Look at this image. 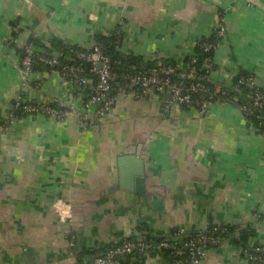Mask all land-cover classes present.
Masks as SVG:
<instances>
[{
	"label": "crops",
	"instance_id": "crops-1",
	"mask_svg": "<svg viewBox=\"0 0 264 264\" xmlns=\"http://www.w3.org/2000/svg\"><path fill=\"white\" fill-rule=\"evenodd\" d=\"M219 14L226 33L208 80L228 86L251 71L264 91V0H0V264H89L124 237L177 226L251 225L253 241L264 242V130L237 105L213 103L204 114L180 105L164 112L157 93H133L119 96L88 126L95 112L86 106L88 92L44 66L32 75L38 88L26 86L36 96L24 91L21 51L3 39L33 41L35 50L59 57L62 45L87 49L121 20L124 53L180 62L210 36ZM30 98L74 102L78 111L61 121L31 113L1 120L17 100ZM140 143L145 184L165 188L164 195L118 188L93 204L71 206V223L64 221L62 203L70 204L73 181L91 172L117 174L112 148ZM133 171L127 163L123 178L133 180ZM69 231L77 238L75 255ZM132 260L169 264L166 256L147 253ZM194 264L252 263L223 244Z\"/></svg>",
	"mask_w": 264,
	"mask_h": 264
},
{
	"label": "built area",
	"instance_id": "built-area-1",
	"mask_svg": "<svg viewBox=\"0 0 264 264\" xmlns=\"http://www.w3.org/2000/svg\"><path fill=\"white\" fill-rule=\"evenodd\" d=\"M15 30H18V26H16ZM114 30L122 31L121 20L118 21ZM225 33L224 19L219 14L210 33L218 40L202 39L198 43L199 48L204 52L215 50ZM3 39L7 44L21 51L19 62L21 81L25 86H30L34 90L39 85L38 82L32 80L33 69L37 64L49 66L51 71L58 72L61 79L69 82L75 89H82L84 85L89 83V75L96 74L97 78L91 84L92 93L86 100L87 107L95 106V117L104 116L114 107L116 99L108 97V94L111 83L118 78L125 80V85L120 88L121 92L125 91V88H138L139 92L135 93L143 97H148L156 92L163 94L161 99L163 110H168L175 104L191 105L193 102H198V111L204 114L213 103H230V99L224 96L225 91H219L220 93L211 92L205 83L207 75H200L196 72L195 66L192 65L197 62L198 58L194 53L188 56L190 62L186 66L182 59L177 65L159 62L154 69L130 73L113 69L109 57L103 53L100 43H97L89 52L81 49L76 50L74 52V62L63 64L58 57L37 52L30 45L18 42L15 37ZM84 62L88 66H85ZM203 66L208 68V70L214 67L212 62H206ZM179 68L181 69V74L178 75L181 79L174 80L172 76L179 72ZM186 79L189 80L187 81ZM231 88L235 91L248 89L251 92L249 104L237 105L238 110L244 117H250L256 109L264 106V91L253 73L239 76L237 81L231 84ZM195 96H201V98L196 99ZM18 110L23 113L48 114L57 121H61L70 114L75 113L76 106L74 102L67 104L58 99L53 102L38 103L17 100L13 107L5 113L6 117L3 122L6 124L12 120ZM95 117L88 118V126L93 124V118ZM62 208L61 217L70 224L72 220L71 205L62 203ZM232 226L234 228L231 233L229 229ZM246 227L236 224L213 223L203 229L177 226L166 233L145 229L143 235L137 238H122L121 241L111 246L104 253L91 258L89 264H133L132 259L137 253H147V255L160 258L166 256V251H170L172 254L171 264H194L196 259L204 256L212 247L223 244L233 245L231 243L232 238L238 236L240 230ZM233 233L234 235H232ZM76 239L75 234L69 231L67 242L71 255H75L77 251ZM239 250L252 263L264 264V242L253 241L250 238L249 246L244 249L239 248ZM127 256L129 258L125 263L123 260ZM75 264L81 263L76 262Z\"/></svg>",
	"mask_w": 264,
	"mask_h": 264
},
{
	"label": "trees",
	"instance_id": "trees-1",
	"mask_svg": "<svg viewBox=\"0 0 264 264\" xmlns=\"http://www.w3.org/2000/svg\"><path fill=\"white\" fill-rule=\"evenodd\" d=\"M12 37H14V35ZM123 40H124V32L123 31L119 32V31L113 29V31L109 35L97 36L94 44L91 47H88L87 49L86 48H84V49L79 48L78 46L67 47V46L62 45L60 47L61 49H60V55H59L58 59L61 62H63V64L73 63L74 62L73 60L75 59L74 52L76 50L81 49V50H84L85 52H89L91 49H93V47L97 43H100L102 45L103 53L109 57V61H110L111 66L113 67V69H115L117 71L134 73V72H139V71H143V70L154 69L159 62H163V63L171 64V65H177V63H178L174 60H161V59H157V58L146 59L143 56L126 54L123 52ZM203 40L217 41L218 39H216L214 35H210L209 37L203 38ZM32 43H33V41H29L27 44L31 46ZM35 51H37V50H35ZM37 52H40V51H37ZM40 53L48 55V56H53L50 54V51L49 52H40ZM194 54L197 55L198 59H197V62L192 66H195L194 68L196 69V72L199 73L200 75H207V79H205V83L211 92L220 93L221 91H225L224 96H226V98H229L230 103L234 106L238 105V104H244V103L249 104L250 103V101H251V97L249 96L251 94L250 90L242 89L241 91H235L234 89L231 88V84H234L237 81L239 76L244 75V74H248V73H252L251 71H242V72L238 73L233 78L231 83L228 84V86L215 87V84H213L210 80H208V76H209L212 69L208 70V68L203 66L206 62H212V64H213L214 50H212L210 52H204L202 49L199 48V46L197 44L195 47ZM20 59H21V57H20ZM189 62H190V60L188 59V57L183 59V63L185 66ZM84 65L88 66V64L85 62H84ZM40 66H44V67H46V69L50 70L49 66L37 64L35 66V68L33 69V72L35 71L36 68H39ZM178 74L179 75L181 74L180 68H179V72L176 73L175 75H173L172 78L174 80H180L181 78L179 77ZM96 78H97L96 74H90L89 75V79H90L89 83L84 85L82 89H75L73 85H71V86H73V88L78 92H81L82 90L85 89V92H88V94H89L86 98V100H87L88 97L92 93L91 84H92V82H94L96 80ZM186 80L188 81L189 79H186ZM30 81L32 82V80H30ZM123 85H125V80L123 78H118L111 83V88H110L108 97L115 98L116 99L115 104H116L119 96L124 95V94L127 95V94H133L135 92L136 93L139 92L138 88H125L124 89L125 91L121 92L120 88ZM156 93L160 96L161 99L163 98V94H161L159 92H156ZM200 95L203 96L202 94H200ZM138 96H141V95H138ZM201 96H195V98L200 99ZM177 105H180L179 107H182L181 109H183L185 111H189L191 109H198L199 108L198 102H193L191 105L175 104V105H172L168 110L172 109L173 107H175ZM161 106L163 108L162 102H161ZM93 108H95V106ZM168 110H163V111L166 112ZM75 111H78V109L76 108ZM21 113H23V112L18 110V111H16L15 116H19V115H21ZM40 114H42V113H40ZM44 115L50 116L48 114H44ZM248 119L253 121V123H254L255 127H257V129L264 130V106L256 109L254 114L251 115L250 117H248ZM233 228L234 227L232 226L229 229L231 233L233 232ZM254 234H255V229L251 225H249L246 228L240 230L238 236H235L232 238L231 243L234 246H237V247L242 248V249L247 248L250 244V238ZM232 235H234V233ZM100 254H102V253H100ZM165 254H166V258H167L169 264H171L172 254L170 253V251H166ZM241 254L247 261H249L246 258V256H244L243 253H241ZM97 255H99V254H97ZM128 258L129 257L127 256V258H126L127 261H128ZM249 262L252 263L251 261H249ZM252 264H254V263H252Z\"/></svg>",
	"mask_w": 264,
	"mask_h": 264
},
{
	"label": "water",
	"instance_id": "water-1",
	"mask_svg": "<svg viewBox=\"0 0 264 264\" xmlns=\"http://www.w3.org/2000/svg\"><path fill=\"white\" fill-rule=\"evenodd\" d=\"M57 56V55H56ZM54 56V57H56ZM100 67V65H98ZM26 92H31L36 96V92L28 90V87L23 88ZM155 91V90H153ZM22 102H26L21 100ZM30 102L38 103L40 101ZM178 106V105H177ZM6 117L5 112L1 120ZM90 117H95L91 114ZM1 118V117H0ZM142 144L130 145L125 147H113L111 157L117 162L118 173L109 175H99L96 172L87 174L84 178H77L73 181L71 188L70 204L71 206L85 204H93L96 199L107 195L110 191L113 192L118 188L128 189L138 195L159 193L164 195L165 188L161 186H147L145 184L143 160L140 158ZM130 163L133 166L135 177L126 180L123 178L122 170L126 164Z\"/></svg>",
	"mask_w": 264,
	"mask_h": 264
}]
</instances>
